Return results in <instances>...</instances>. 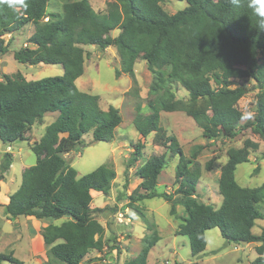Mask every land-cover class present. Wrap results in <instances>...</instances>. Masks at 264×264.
Here are the masks:
<instances>
[{"label": "trees", "instance_id": "trees-1", "mask_svg": "<svg viewBox=\"0 0 264 264\" xmlns=\"http://www.w3.org/2000/svg\"><path fill=\"white\" fill-rule=\"evenodd\" d=\"M164 1L112 0L105 12H97L90 0H60L62 12H48L51 0H25L26 7L15 9L0 0V56L11 49L6 35L12 38L33 24L35 31L28 40L31 47L16 50L14 59L29 66L63 67L61 76L28 81L19 73L3 75L4 80H0L3 145L11 147L25 141L45 115H58L31 147L37 162L23 171L21 186L6 207L12 218L66 219L59 226L50 223L43 232L52 264H82L97 247L94 238L103 226L94 217L91 193L108 195L116 178L113 168L106 165L79 178L72 161L65 157L90 132L95 143L111 142L123 121L119 109L110 106L103 110L99 96L76 85L84 74L87 54L82 46L86 45L103 50L115 46L125 73L133 74L137 60L143 57L154 77L149 90L150 112L142 114L138 102L134 125L143 139L157 134L158 143L179 159L175 174L179 200L158 193V179L167 160L165 155H154L137 170L142 182L137 193L129 196V207L164 198L171 203L172 216H176L177 206L184 208L186 216L178 233L189 238L193 256L206 250V231L218 228L230 244H257L254 264H264V227L260 234L253 233L256 222L264 219L260 208L264 184L244 188L235 179L238 165L250 161V150L257 149V143L247 140L242 148L228 151L218 182L223 201L215 209L197 195L201 171L194 160L200 150L187 159L177 138L161 127L162 112H183L209 140L236 138L246 118L238 103L250 90L236 82L252 79L259 93L251 130L264 140V29L258 27L259 18L246 0L239 5L232 0H180L188 5L173 15L163 9ZM115 30L120 31L117 37L111 35ZM176 85L188 92V100L176 98ZM135 145L137 162L143 158L144 145ZM6 157L3 172L12 164L11 157ZM213 163L210 161L206 168L212 170ZM3 180L0 176V182ZM157 241L156 235L151 237L140 255L125 264H148ZM5 262L21 263L12 253H0V264Z\"/></svg>", "mask_w": 264, "mask_h": 264}, {"label": "rangeland", "instance_id": "rangeland-1", "mask_svg": "<svg viewBox=\"0 0 264 264\" xmlns=\"http://www.w3.org/2000/svg\"><path fill=\"white\" fill-rule=\"evenodd\" d=\"M111 1L90 0V4L95 11L105 12ZM187 5V2L180 0H165L162 4L163 9L170 15L185 9ZM48 12H62L60 0H51ZM34 31V25L28 24L12 38L10 35L4 37L5 42L10 41L12 45L6 55L0 56V80H4L3 75L14 76L19 73L28 81L63 75V67L59 64L29 66L14 59L16 50L31 47L28 40ZM119 34V30L111 33L113 37ZM82 47L87 59L84 74L76 80V85L85 93L99 96V104L103 110L107 111L110 106H114L123 117L111 142L95 143L90 132L84 136L83 143L74 152L65 155L72 161V167L77 170L79 178L103 165L116 172L108 195L97 191L91 193V208L94 210L95 219L103 226V231L95 236L98 245L87 254L82 264H125L140 255L154 235L158 237V241L150 250L148 264H254L257 244H230L218 228L206 231V250L193 256L189 238L178 233V227L186 216L182 206H177L176 216L171 215V203L164 198L136 202L134 208L129 207V196L137 193L142 182L137 170L154 155H165L167 160V166L158 179V193L179 200L175 186L179 159L172 157L158 143L157 134L153 133L143 139L134 125L138 102L142 104V114L147 115L150 112L149 90L154 77L143 57L137 60L134 72L130 74L123 71V58L115 46L105 50L92 45ZM236 84H244L250 90L238 103V108L246 118L240 126V134L234 139L209 140L195 121L185 113H161V127L168 135L177 138L187 159H192L193 154L200 150L194 160L201 171L197 195L202 202L215 209L223 201L218 182L221 167L228 160V151L242 148L247 140L257 143L258 147L251 148L249 162L238 165L235 179L244 188H256L264 184V140L251 130L259 89L252 79L240 80ZM174 92L177 99H189L188 92L180 85L175 86ZM57 116L45 115L41 122L33 126L23 142H16L11 147L0 142V176H4V180L0 182V253H12L19 259L20 264H52L49 257L50 247L45 244L43 232L50 223L59 226L66 221L62 219L51 222L24 216L12 218L6 209L10 197L21 186L23 171L37 162L31 147L40 141L47 126ZM138 143L144 145L143 158L136 162L133 154L135 144ZM7 155L11 157L12 164L3 172L2 165L6 162ZM212 160V170H208L207 164ZM260 208L264 213V202L260 204ZM263 227L264 219L258 220L253 233L260 234Z\"/></svg>", "mask_w": 264, "mask_h": 264}, {"label": "clouds", "instance_id": "clouds-1", "mask_svg": "<svg viewBox=\"0 0 264 264\" xmlns=\"http://www.w3.org/2000/svg\"><path fill=\"white\" fill-rule=\"evenodd\" d=\"M8 7L15 9L17 7H26L25 0H5ZM232 3L239 5L241 0H232ZM247 6L252 9L253 13L259 18L258 27L264 29V0H246Z\"/></svg>", "mask_w": 264, "mask_h": 264}, {"label": "water", "instance_id": "water-1", "mask_svg": "<svg viewBox=\"0 0 264 264\" xmlns=\"http://www.w3.org/2000/svg\"><path fill=\"white\" fill-rule=\"evenodd\" d=\"M242 244H247V242H242Z\"/></svg>", "mask_w": 264, "mask_h": 264}]
</instances>
